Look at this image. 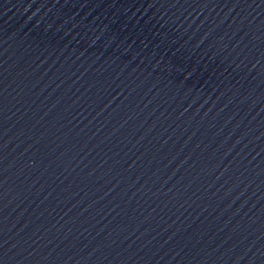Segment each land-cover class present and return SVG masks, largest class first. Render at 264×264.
<instances>
[{"label": "water", "instance_id": "obj_1", "mask_svg": "<svg viewBox=\"0 0 264 264\" xmlns=\"http://www.w3.org/2000/svg\"><path fill=\"white\" fill-rule=\"evenodd\" d=\"M0 264H264V0H0Z\"/></svg>", "mask_w": 264, "mask_h": 264}]
</instances>
